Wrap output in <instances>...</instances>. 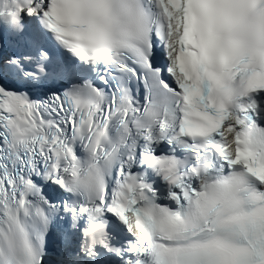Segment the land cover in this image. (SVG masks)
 Listing matches in <instances>:
<instances>
[{
	"label": "snow or ice",
	"instance_id": "obj_1",
	"mask_svg": "<svg viewBox=\"0 0 264 264\" xmlns=\"http://www.w3.org/2000/svg\"><path fill=\"white\" fill-rule=\"evenodd\" d=\"M0 264H264V0H0Z\"/></svg>",
	"mask_w": 264,
	"mask_h": 264
}]
</instances>
